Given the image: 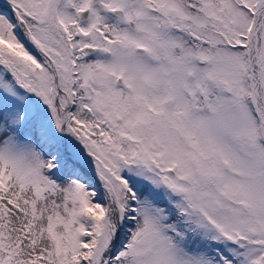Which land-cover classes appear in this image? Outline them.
Segmentation results:
<instances>
[{
    "label": "snow or ice",
    "instance_id": "snow-or-ice-1",
    "mask_svg": "<svg viewBox=\"0 0 264 264\" xmlns=\"http://www.w3.org/2000/svg\"><path fill=\"white\" fill-rule=\"evenodd\" d=\"M0 264H264V0H0Z\"/></svg>",
    "mask_w": 264,
    "mask_h": 264
}]
</instances>
